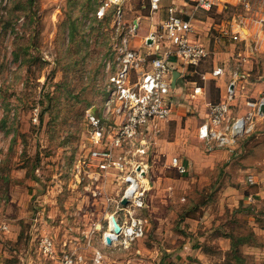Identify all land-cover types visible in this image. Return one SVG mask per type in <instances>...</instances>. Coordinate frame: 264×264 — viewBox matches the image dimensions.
<instances>
[{
  "label": "rangeland",
  "instance_id": "1",
  "mask_svg": "<svg viewBox=\"0 0 264 264\" xmlns=\"http://www.w3.org/2000/svg\"><path fill=\"white\" fill-rule=\"evenodd\" d=\"M102 1L0 0V264H40L35 241L45 231L72 240L67 247L84 246V264H264V115L233 146L197 135L209 104L222 98L215 79L200 78L212 66L243 74L237 103L264 93V0H214L201 11L197 35L208 56L184 72L170 118L135 157L147 165L146 207L138 212L147 225L127 247L102 240L108 214L122 212L113 203L122 185L114 169L104 174L86 158L87 112L101 110L119 31L127 34L148 0H116L98 17ZM238 26L251 36L231 43ZM128 37L144 52L139 36ZM191 79L204 94L191 97ZM134 147H143L138 138ZM173 156L185 171L170 164Z\"/></svg>",
  "mask_w": 264,
  "mask_h": 264
},
{
  "label": "built area",
  "instance_id": "2",
  "mask_svg": "<svg viewBox=\"0 0 264 264\" xmlns=\"http://www.w3.org/2000/svg\"><path fill=\"white\" fill-rule=\"evenodd\" d=\"M114 1L116 0H103L96 8V15L103 17L110 3ZM221 1L248 4V0ZM214 4V0H194L195 8L207 11ZM148 5L151 11H158L160 0H149ZM117 19L118 23L121 22L120 13ZM191 20V15L184 17L175 5L167 6L166 15L161 18L155 31L147 37L151 39L154 50L152 53L138 51L129 46L128 36L134 34L133 25L126 31L127 34L120 30L114 46L117 51L114 59L115 69L107 78V95L100 114L94 111L96 109L87 112L88 139L93 147L86 158L89 163L94 159L98 160L96 166L105 171L102 172L104 174L109 172L108 169H114L113 173L118 176L122 185L118 199H113V203L116 202L122 212L118 215L108 214L107 226L104 227L106 230L102 237L106 245L107 230L110 232L111 244L119 243L124 247L145 234L147 218L138 212L146 207L147 165L138 162L135 157H141L139 153L146 154L148 151L145 136L156 130L160 121L170 118L174 108L175 87L171 85L173 72L179 70L178 77L182 79L184 72L196 71L208 54L207 45L193 37ZM232 38L237 40L239 34L234 33ZM221 71V67H216L212 70V75H219ZM200 76L203 80L207 78L204 74ZM240 76L238 71L233 72V79L225 97L219 102L209 104L206 118L197 128V135L203 141L215 143L219 147L233 146L238 138L252 130L256 120L264 115L261 111L264 93L256 98H247V109L243 113L230 115V103L235 94L234 82ZM192 90L193 95L204 94L201 84L194 82ZM137 138L143 147H134ZM170 164L181 172L185 171L184 164L176 156L171 157ZM248 179L253 182L251 175ZM123 197L127 199L126 204L121 203ZM111 215H114L120 226L118 233L112 229ZM61 223L65 224L66 232L70 231L68 234L73 233V227H68V223L63 219ZM101 226L103 228V225L98 224L97 228ZM45 232H40L35 241L40 264L85 263L86 258L79 250L84 246L79 248L72 244L67 247L68 240L73 243L72 240L64 238L58 242L59 232L55 235ZM90 235L84 232V244L88 245Z\"/></svg>",
  "mask_w": 264,
  "mask_h": 264
},
{
  "label": "crops",
  "instance_id": "3",
  "mask_svg": "<svg viewBox=\"0 0 264 264\" xmlns=\"http://www.w3.org/2000/svg\"><path fill=\"white\" fill-rule=\"evenodd\" d=\"M148 4H149V0H148ZM170 5H175L177 11L180 12V14L183 15L184 17H189L190 15L192 16L191 21H192V27H193V37L195 39H198L199 41L203 42L205 45H207L206 42L201 38V36L197 35L198 34L197 33V31H198L197 23H204V21L201 20V18H200V14L202 13L201 11H203V12H208V11L201 9V8H195L194 7V0H160V9L158 11H151L149 8V5H143L145 10H143L141 13H134L130 19V22H131L130 25H133V27L135 29H134V34L129 35V36L130 37L131 36L132 37L139 36L140 40L142 41L140 46L145 45V47L143 49L144 52H147V53L154 52L152 43L146 42L147 41L146 39H148L147 37L149 36V34L153 31H155V29L158 27V23L161 20V18L166 15L167 6H170ZM214 7L215 6H213L211 9H213ZM263 20H264V16L261 17V20L259 23L260 25H262L264 23ZM244 30H245V33H244ZM246 31H248V32H246ZM138 32H139V34H138ZM234 33L239 34V38L237 40H234L232 38V35ZM249 36H251V33H250V30L248 28L238 26V28L236 30L232 31L229 38H230L231 43H237V42L243 43L244 40H246ZM149 44H151V45L148 48L147 45H149ZM140 46H138V47H140ZM207 56H208V54H207ZM207 56H206V58H207ZM216 67H221L222 71H221V74L213 76L212 70ZM178 69H181V68H178ZM235 71H237V69L230 70V73L228 72V74H226L224 72V68L222 66L214 65V66H212V69L210 71H205L202 74H204L205 77H207V78L212 77L213 79H215L216 86L220 90V96L222 97L221 99H223L226 95L229 84L231 83V81L233 79V72H235ZM178 72H179V70H178ZM185 73L189 74L188 72H185ZM240 75L242 76L243 74L240 73ZM240 77L238 79H236V81L234 82L233 90H234L235 94H234L233 100L230 103V105L231 106L233 105L234 107L231 108L230 115L234 111H238V110H241V111L237 112L236 114L243 113L247 109V107L245 105L246 99L247 98H256L262 94V92H261L258 96H255V97H244L242 100L243 103H242V101L237 103L236 98L238 97V95L240 96V94H241L240 90H242L244 88V85H243ZM243 77H245V76H243ZM200 78H201V76H200ZM201 80H202V78H201ZM188 82L193 83V85H194V82L197 83L195 81V79H191ZM204 82H206V81L204 80ZM185 84L186 83L183 82V80L181 78L177 77V80L175 83V88L173 89V93L177 92V90L180 91L183 88V86H185ZM191 94H192L191 97L197 96V95H193V93H191ZM174 96H175V94H174ZM240 106L242 108H240ZM174 107H175V103H174ZM242 109H244V111H242ZM236 114H234V115H236ZM206 115H207V113H206Z\"/></svg>",
  "mask_w": 264,
  "mask_h": 264
},
{
  "label": "water",
  "instance_id": "4",
  "mask_svg": "<svg viewBox=\"0 0 264 264\" xmlns=\"http://www.w3.org/2000/svg\"><path fill=\"white\" fill-rule=\"evenodd\" d=\"M147 42H151V39L148 38L147 39ZM178 75H179V72L178 71H174L173 72V74H172V81H171L172 87H175V83H176V80H177ZM261 111L264 112V105H261ZM121 203L122 204H126L127 203L126 197H123L122 198ZM111 221H112V224H113V227H112L113 231L115 233H118L120 231V226L117 223L114 215H111ZM105 241H106L107 244H111V242H112L111 237L109 235H106L105 236Z\"/></svg>",
  "mask_w": 264,
  "mask_h": 264
},
{
  "label": "trees",
  "instance_id": "5",
  "mask_svg": "<svg viewBox=\"0 0 264 264\" xmlns=\"http://www.w3.org/2000/svg\"><path fill=\"white\" fill-rule=\"evenodd\" d=\"M96 8H97V7H96ZM216 90H217V93H219V88H218V87H216ZM218 98H219V96H218ZM217 101H218V100H217ZM217 101H216V102H217Z\"/></svg>",
  "mask_w": 264,
  "mask_h": 264
},
{
  "label": "bare ground",
  "instance_id": "6",
  "mask_svg": "<svg viewBox=\"0 0 264 264\" xmlns=\"http://www.w3.org/2000/svg\"><path fill=\"white\" fill-rule=\"evenodd\" d=\"M106 232H107L108 235H110V232L108 230Z\"/></svg>",
  "mask_w": 264,
  "mask_h": 264
}]
</instances>
